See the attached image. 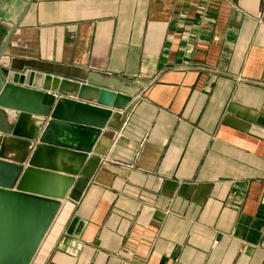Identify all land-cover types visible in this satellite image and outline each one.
Wrapping results in <instances>:
<instances>
[{
  "label": "crops",
  "instance_id": "0c3cea01",
  "mask_svg": "<svg viewBox=\"0 0 264 264\" xmlns=\"http://www.w3.org/2000/svg\"><path fill=\"white\" fill-rule=\"evenodd\" d=\"M0 58L132 98L35 264H264V0H0Z\"/></svg>",
  "mask_w": 264,
  "mask_h": 264
},
{
  "label": "water",
  "instance_id": "95a60500",
  "mask_svg": "<svg viewBox=\"0 0 264 264\" xmlns=\"http://www.w3.org/2000/svg\"><path fill=\"white\" fill-rule=\"evenodd\" d=\"M1 58L0 119L12 121L0 120V264H32L113 110L132 98Z\"/></svg>",
  "mask_w": 264,
  "mask_h": 264
},
{
  "label": "rangeland",
  "instance_id": "374dc122",
  "mask_svg": "<svg viewBox=\"0 0 264 264\" xmlns=\"http://www.w3.org/2000/svg\"><path fill=\"white\" fill-rule=\"evenodd\" d=\"M66 201H68V200H66ZM55 226V225H54ZM54 226H52L51 227V229L49 230V232L47 233V235H46V237H45V240H44V242L42 243V245H41V251L45 248V246H47V241H48V239H49V235H51V233H53V228H54ZM40 254V252L37 254V256ZM41 255H42V253H41ZM40 256V255H39ZM36 260V259H35ZM35 260L33 261V263L32 264H35Z\"/></svg>",
  "mask_w": 264,
  "mask_h": 264
},
{
  "label": "bare ground",
  "instance_id": "6f19581e",
  "mask_svg": "<svg viewBox=\"0 0 264 264\" xmlns=\"http://www.w3.org/2000/svg\"><path fill=\"white\" fill-rule=\"evenodd\" d=\"M62 203H64V202H62ZM61 208H62V204H61ZM61 211V210H60ZM60 213V212H59ZM59 215V214H58ZM58 217V216H57ZM57 219V218H56ZM56 221V220H55ZM41 248V247H40ZM40 248H39V250H40ZM38 253H39V251H38ZM37 253V254H38ZM37 256V255H36ZM36 258V257H35ZM35 260V259H34Z\"/></svg>",
  "mask_w": 264,
  "mask_h": 264
},
{
  "label": "built area",
  "instance_id": "2783aa9c",
  "mask_svg": "<svg viewBox=\"0 0 264 264\" xmlns=\"http://www.w3.org/2000/svg\"><path fill=\"white\" fill-rule=\"evenodd\" d=\"M2 62V61H1ZM57 97H59V96H57Z\"/></svg>",
  "mask_w": 264,
  "mask_h": 264
}]
</instances>
